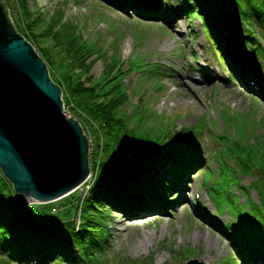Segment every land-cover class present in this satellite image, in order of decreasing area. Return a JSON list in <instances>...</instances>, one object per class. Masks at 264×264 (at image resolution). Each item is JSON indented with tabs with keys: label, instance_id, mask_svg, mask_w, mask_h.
I'll return each mask as SVG.
<instances>
[{
	"label": "trees",
	"instance_id": "1",
	"mask_svg": "<svg viewBox=\"0 0 264 264\" xmlns=\"http://www.w3.org/2000/svg\"><path fill=\"white\" fill-rule=\"evenodd\" d=\"M1 1L11 21L8 0ZM179 2L187 17L196 15L200 20L206 38L222 56L231 50L241 58L240 49L247 46L253 47L254 52L250 51L251 54L264 59L260 43L253 32L249 33L252 27L264 29V0ZM28 6L27 0H15L13 8L18 11L21 25L12 23L14 29L18 34L22 32L24 36L30 37L40 47V55L47 60L53 71L51 77L62 91V101L68 113L75 109L82 111L87 117L84 119L87 125L90 121L99 124L100 129H104V133L110 136V140L116 141V146L106 160L100 159L98 163L96 160L91 163V159L97 156L100 145H96L89 155L95 181L85 201L87 206L83 208L84 202L81 208V215L84 210H89L90 217L81 222L79 230H75L74 225L67 221H47L42 218L36 209H32V205H26L15 196L12 184L0 175V255L5 256L0 264H142L116 255H107V263L96 260L100 256L99 242L107 241L97 235L103 231L97 233L95 230L98 223L94 221L91 212L129 216L135 213V209L156 210L158 200L170 202V193L182 178L186 176L187 179L189 173L203 163V158L195 152L198 134L189 133L185 128L180 129L177 139L173 140V146L159 163V169L153 171L152 158L158 153L159 143L151 135L135 132V128L130 127L129 119L132 115L126 114V126L121 116L129 96L125 78L151 69L145 57L135 51L141 37L137 36L135 49L126 61L121 59V34L115 26L108 27L109 35L114 36L110 42L106 41L103 32L89 38L83 35L89 27L83 22L79 25L67 19L63 6L53 12H40L42 15L37 10L31 12ZM99 60L104 63V70L95 81L90 70ZM149 72L154 74L153 71ZM137 83H134L135 87ZM161 86L164 95L168 96L166 84ZM226 115L227 122H237L238 128L234 132L215 137L223 146L211 157L219 165L220 175L225 176V181L234 182L232 184L236 189L247 195L243 204L236 201L233 223L228 225V230L233 240L240 245L241 251L245 245L260 251L264 249V226L260 230L254 226L257 223L255 219L263 215L259 211L260 206L264 205V136L256 127L258 123L264 126V115L258 121L242 114ZM240 176L253 180L248 186H242ZM256 187L260 188V191L256 190L259 195L257 205L248 196V190ZM72 196L73 193L59 202ZM15 201L21 209L13 215L10 205ZM248 205L251 207L246 209ZM52 210L50 214L53 216L60 213H53ZM69 241L73 242V248L74 245L78 248L75 250L80 254L77 257L71 254ZM186 252H192L191 248L187 247ZM242 264L249 263L244 260Z\"/></svg>",
	"mask_w": 264,
	"mask_h": 264
},
{
	"label": "rangeland",
	"instance_id": "2",
	"mask_svg": "<svg viewBox=\"0 0 264 264\" xmlns=\"http://www.w3.org/2000/svg\"><path fill=\"white\" fill-rule=\"evenodd\" d=\"M27 1L29 10L31 12L37 10L41 15L63 6L67 19H72L79 25L83 22L89 27V33L86 31L83 33L85 37L93 38L98 32H103L106 34V41L110 42L114 36L109 35L108 27L115 26L121 34L119 41L121 59L126 61L135 49L137 36L141 37L140 44L135 51L145 57V60L149 62L147 66L151 68L149 71H153L154 74L147 71L133 73L125 78L129 96L125 108L121 111V116L126 126V114L132 115L129 119L130 127H134L135 132L151 135L159 143L158 153L152 158L153 171L157 170L159 163L173 146V140L177 139L180 129L185 128L189 133L198 134L195 140V152L203 158V163L189 173L188 179L186 176L182 178L175 190L170 193L168 198L170 202L158 200L159 205L156 210L135 209L132 216L116 213H111L109 216L103 211L102 213L91 212L99 227L95 230L97 233L103 231L102 234L97 235L107 241L106 243L99 242L101 248L98 255L100 256L96 260L99 263H107L105 261L107 255L109 257L116 255L142 264H185V261L190 259H196L203 264H242V260L232 249L233 242L227 236L229 232L227 233L226 229L222 228V224L229 229L228 225L233 223L232 215L237 208L236 201L243 204L247 195L240 193L232 184L234 182L225 181V176L220 175L219 165L213 161L212 157L223 146L215 137L229 133V131L234 132V129L238 128L237 122L236 124L227 122L226 114L247 115L256 121L264 115V97L257 94L254 89L259 88L260 85L264 86V65L258 58L248 54L250 51L254 52L253 47L243 46L240 49L241 58L238 57L246 72L252 75L254 81L252 86L248 82L247 84L241 83L243 81L240 82V79L239 81L237 79L228 80L230 70L239 68L233 64L226 65V68L220 66L221 70L217 72L210 69L196 71L188 65L187 60L197 63L199 59L197 54L192 53L190 46L198 51L202 58H205L206 54L214 59L213 50L206 41L195 16L191 20L184 16H181L178 21L177 18H172L173 23L169 26L162 18L137 14L128 0L122 2H127L126 11L113 7L112 0H110L112 3L106 0ZM130 1L135 2V0ZM162 1L163 9H167L168 6L172 12L173 8L167 4V0ZM7 2L11 22L20 26L18 11L13 8L15 0ZM165 13L162 14L166 16ZM191 31L195 33V37L190 35ZM250 32H253L264 52V29L256 26L252 27ZM19 35L42 59L53 81L51 77L53 71L47 60L40 55L38 44L30 37L24 36L22 32H19ZM199 49H205L206 53L200 52ZM214 60L220 65L219 60ZM153 68L155 70H152ZM103 70L104 63L99 60L92 66L90 75L96 81ZM197 74L203 78V83L192 81L191 76ZM205 77L211 81L206 82L208 80H205ZM136 82L138 83L135 87ZM161 84H166L168 87V96L164 95V88ZM66 111L68 112V109ZM69 113L75 119H79L78 122L84 134L87 137L90 135V139L94 141L93 149L96 145H100L97 156L91 159V163H94V160L96 163L100 159L106 160L115 148L116 141L110 140V136L104 133V129H100L99 124L90 121L87 125V120L84 121L87 117L79 109L71 110V112L69 110ZM256 129H260V134L264 136V126L261 123H258ZM202 173L206 186L200 189ZM0 175H3L1 170ZM92 177L90 181L94 184V175ZM240 179L242 186H248L253 180L245 176H240ZM256 190L260 191V188L249 189L248 196L257 205L259 195ZM196 195L199 203L202 202L203 205L200 212L197 211L193 202ZM77 196L74 194L61 202L56 201L48 205H32L31 207L47 221H67L73 226L72 218L76 211ZM86 206L87 202L83 208ZM53 207L60 212L56 216L50 214ZM250 207L251 205H248L246 209ZM20 209L17 201L10 205L13 215ZM259 212H263V215L255 219L257 223L254 228L256 230L264 226L263 204ZM89 217V210H84L81 222H85ZM208 236L212 239L211 245L207 243ZM245 242L250 243L247 240ZM72 243L71 241L68 243L71 254L77 257L79 253L77 254L75 250L78 248L74 245V249ZM187 247H190L192 252H186ZM260 252V258H264V249ZM0 260H5V256L0 255Z\"/></svg>",
	"mask_w": 264,
	"mask_h": 264
},
{
	"label": "water",
	"instance_id": "3",
	"mask_svg": "<svg viewBox=\"0 0 264 264\" xmlns=\"http://www.w3.org/2000/svg\"><path fill=\"white\" fill-rule=\"evenodd\" d=\"M7 14L0 0V170L26 205L50 204L91 176L89 142L67 114L46 65Z\"/></svg>",
	"mask_w": 264,
	"mask_h": 264
},
{
	"label": "built area",
	"instance_id": "4",
	"mask_svg": "<svg viewBox=\"0 0 264 264\" xmlns=\"http://www.w3.org/2000/svg\"><path fill=\"white\" fill-rule=\"evenodd\" d=\"M88 190H89V184H87L85 186H81L78 189L79 198L76 201V205H75L76 206V211H75V215H74L76 227L79 226V214H80L81 203L85 199V197L88 195ZM52 211H53V213H55V212H57V209L53 208Z\"/></svg>",
	"mask_w": 264,
	"mask_h": 264
},
{
	"label": "bare ground",
	"instance_id": "5",
	"mask_svg": "<svg viewBox=\"0 0 264 264\" xmlns=\"http://www.w3.org/2000/svg\"><path fill=\"white\" fill-rule=\"evenodd\" d=\"M128 6H129V5H128ZM129 8H130V7H129ZM244 59H245V58H244ZM240 60H241V59H240ZM242 64H243V63H242ZM235 67H236V66H235ZM184 178H185V177H184ZM187 179H188V178H187ZM181 184H182V183H181ZM178 189H179V188H178ZM140 214H141V213H140ZM127 215H128V214H127ZM131 216H132V215H131ZM137 217H138V216H137ZM208 237H209V236H208ZM208 237H207V239H206V240H207V243H208L209 245H211V244H212V239H211V237H209V238H208ZM208 240H209V241H208ZM208 244H207V245H208Z\"/></svg>",
	"mask_w": 264,
	"mask_h": 264
}]
</instances>
